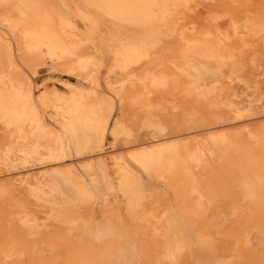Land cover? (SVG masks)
Wrapping results in <instances>:
<instances>
[{
  "label": "bare ground",
  "instance_id": "obj_1",
  "mask_svg": "<svg viewBox=\"0 0 264 264\" xmlns=\"http://www.w3.org/2000/svg\"><path fill=\"white\" fill-rule=\"evenodd\" d=\"M0 26L11 33L0 30V264H92L87 223L57 206L56 185L32 180L16 192L4 174L41 157L59 131L83 136L90 124L102 138L113 124L119 146L104 164L123 195L114 212L146 264L176 262L172 212L200 245L216 243L212 218L236 264H264V65L253 50L264 48V0H0ZM132 167L160 183L165 200L129 186ZM63 168L90 196L78 170Z\"/></svg>",
  "mask_w": 264,
  "mask_h": 264
},
{
  "label": "rangeland",
  "instance_id": "obj_2",
  "mask_svg": "<svg viewBox=\"0 0 264 264\" xmlns=\"http://www.w3.org/2000/svg\"><path fill=\"white\" fill-rule=\"evenodd\" d=\"M102 7L106 11H109L111 14H113V16H118V17H122L123 19H126L125 18L126 16L121 15V14H116L114 12L115 9L112 6H110L109 3L103 2ZM112 18H115V17H112ZM99 20L103 24H105L106 26H109L110 28H112L114 31L118 33L127 32L129 30L127 27L115 21H112L111 19L107 17H100ZM0 30L4 33H7L9 36H11V33L5 27L0 26ZM141 36H143L144 38L152 37L150 31H148L143 35H139V37H138V34H135L134 38L139 39L141 38ZM253 50L255 52H259L260 62L262 63V65H264V48L262 49V47L259 46L256 42L253 45ZM262 68L264 70V66H262ZM112 125L113 124H111V126ZM111 126L109 127V130L106 136L103 138L100 135L96 124H90L87 131L85 132L83 136H78L74 134L72 131H68L67 135L65 132L59 131L55 135V137L50 140L47 148L43 150L42 152L43 154L41 155V157H37V159L25 161L24 163H14L8 169L4 171V174L6 175L8 173L6 175V179H7V182H9L10 185H12L13 189L18 184L15 189L16 192L24 189L27 186V182L32 181V180H34L37 185H41L42 182H47V181H51L52 183H54V185H56L57 189L54 191L52 190L51 193H52V196L56 195L57 202H58L57 206H59L60 209L62 208V210L66 209L69 215L73 216L74 218H77V219L82 218L87 223L84 230L81 232V238L84 240H90L95 245V248H96L95 258L96 259L94 258L92 264H146L142 256L140 255V253H138L139 251L137 249V245L134 244V241H135L133 237L134 230L130 228H126V227L121 228L120 224H118L117 222L118 220L117 215H116L117 212H114V209L118 210L120 200L123 195H122L120 183H118L119 177L117 173L112 167L111 168L108 167V169L114 171V172L112 171L113 174H111L110 170H108L107 166L104 164V162L106 161L105 157H108L110 155V152L114 149L113 146L114 145L119 146V144L113 143L111 139V135H110L111 130H112ZM1 128H2V125L0 124V137L3 134L1 131ZM96 132L99 135L96 134ZM93 141L94 142L96 141V143H94ZM90 145L91 146L94 145V146L91 147ZM65 157L66 159H64ZM68 165H73V167L76 170H78L77 171L78 179L82 181L81 183L85 185L86 188L89 189L90 196L82 195L77 189L76 184L66 175L63 167L68 166ZM0 168H2L1 165H0ZM81 169L83 171H81ZM56 172H59V173H56ZM87 174L89 175L87 176ZM99 177L101 178L100 180L98 179ZM102 181H105V182H102ZM110 182L112 183V185ZM128 185L134 188L140 189L144 194L146 192V195L149 197L153 195L155 197L161 198V201L165 200L166 198L165 194L167 192L162 187V185L160 183L149 181L146 171L140 170L139 168L132 167L129 170ZM20 187L21 189H19ZM94 203L95 205H93ZM171 216L174 218L175 225L180 231V232L178 231V234L181 235L180 239H181V244H182L180 247L171 248V251L174 252V254L177 256L176 262L168 263L164 259H161L159 262L153 261L152 264H165L164 262H166V264H180V260H183L185 264H217L220 257L226 258L227 264H236V258L233 255V248H234V243H232L233 241L225 237L223 238L220 232H217L215 229L213 230L214 225L212 224V218L208 222V228L211 226L213 227V228L211 227L209 230H212V232L215 233L214 236H215L216 243L213 246V248H207V247L200 245L199 234L189 222L177 216L175 212H172ZM43 219L46 222L52 221V218L50 216H45ZM224 222H225L224 220L219 219L215 222V224L217 225V228H220L222 223ZM115 235H118V236H115ZM184 239H186V241ZM252 239L256 243H260V244L263 243V240L260 239V237H258L257 234L255 233H252ZM127 240L130 244L127 243ZM229 243H232V244H229ZM105 246L108 247L107 249L109 251L106 249ZM129 257H132V258H129Z\"/></svg>",
  "mask_w": 264,
  "mask_h": 264
}]
</instances>
